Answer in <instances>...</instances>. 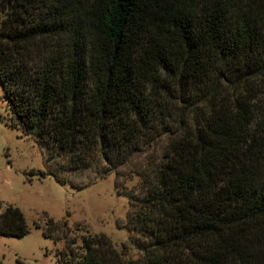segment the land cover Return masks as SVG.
<instances>
[{
  "label": "trees",
  "instance_id": "trees-1",
  "mask_svg": "<svg viewBox=\"0 0 264 264\" xmlns=\"http://www.w3.org/2000/svg\"><path fill=\"white\" fill-rule=\"evenodd\" d=\"M0 87L48 172L127 196L139 257L98 234L64 264H264V0H0Z\"/></svg>",
  "mask_w": 264,
  "mask_h": 264
},
{
  "label": "rangeland",
  "instance_id": "rangeland-1",
  "mask_svg": "<svg viewBox=\"0 0 264 264\" xmlns=\"http://www.w3.org/2000/svg\"><path fill=\"white\" fill-rule=\"evenodd\" d=\"M48 166L44 146L11 116L0 87V213L18 208L28 228L22 237L0 236V264H64L81 252L82 237L98 234L123 258L139 257L126 225L127 196L115 188L114 174L72 172L60 159L51 172ZM120 171L126 189L136 184L128 167Z\"/></svg>",
  "mask_w": 264,
  "mask_h": 264
}]
</instances>
